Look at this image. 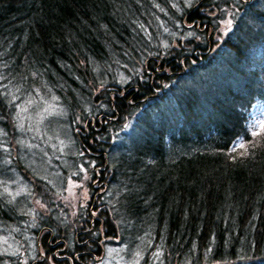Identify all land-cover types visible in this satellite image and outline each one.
<instances>
[{
  "label": "trees",
  "instance_id": "trees-1",
  "mask_svg": "<svg viewBox=\"0 0 264 264\" xmlns=\"http://www.w3.org/2000/svg\"><path fill=\"white\" fill-rule=\"evenodd\" d=\"M36 97L68 114L71 184L15 160V103ZM255 107L264 0H0V264H264ZM17 177L49 218L4 189Z\"/></svg>",
  "mask_w": 264,
  "mask_h": 264
},
{
  "label": "rangeland",
  "instance_id": "rangeland-1",
  "mask_svg": "<svg viewBox=\"0 0 264 264\" xmlns=\"http://www.w3.org/2000/svg\"><path fill=\"white\" fill-rule=\"evenodd\" d=\"M97 90L98 89H96L95 96L97 94ZM15 104H16L15 105L16 123L21 133V134L19 133L20 138L18 139V141L20 145L22 144L21 145L22 147L19 151L20 156L18 155V159H15L16 162L18 163V162L23 161L25 165H27L31 171H34L36 173H44L49 176L52 175V178H53L52 181L54 183H58L61 181H64L65 183V178L67 179V184H71L72 182H74L70 180L71 173L68 170V164L67 166H64V164L67 162L61 163L62 167H59V165L56 167L55 166L56 164L54 162V160L62 159V156L60 155V153L62 154L63 152H65L68 149V146H72L71 143H73L74 141L72 139L73 132L71 133V136H70L69 132L68 133L66 132L67 131L66 128L68 129V127L65 125L63 129V131H65L63 133L64 146L60 148L59 138L56 133L59 126L61 127L64 126V123L62 120L68 114H66V112L64 111H61L58 107L52 105L51 103L45 101V98H41V97H36L30 100V102H27L26 104L25 102L22 104L18 101ZM97 108H98L97 110L105 109L103 107H97ZM159 108L160 110L163 111L165 108L164 104H161ZM152 110L159 111V109H154V108H152ZM26 111L30 112L31 115L30 114L28 115ZM262 115L263 116L260 117L261 123L264 121V113H262ZM68 123H69V120H68ZM31 127H32V131H30ZM51 136L53 138H57V141H56L57 143H55L54 139H52ZM68 151L71 155H73V153L75 152L74 149L73 150L70 149ZM2 176L9 177V175L6 173H4ZM31 178L34 179L33 175H31L30 179ZM85 178L86 177H84V179ZM30 179L20 180L17 177V179H13L12 181L8 183L4 182L3 183L4 189L8 191L13 198H16L17 196H20V195H28L31 193V200L32 202H34L33 204L35 205V209L38 210V212L40 213L48 212L44 214L46 217L49 218L51 213L49 209H46L45 206L42 204V201L48 199L49 192L44 189L42 184H39L37 186L36 193L38 197L39 196L41 197V199L36 200L35 199V189H32V186L31 187L29 186V183L32 184V181ZM85 192H87V190L85 191L84 189V193ZM52 197L55 199V201H58L61 203L62 200H61L60 195H54ZM92 209H93V206H92ZM75 212L76 214L72 218L74 221L78 220V218L76 217H78L79 211H75ZM95 214L96 212H94V215ZM58 226L64 228V226H62L61 224H59ZM3 229H4V225L3 227L2 225H0V231H2ZM6 235L0 234V253L2 255H9L14 252L13 244H12L13 240L9 239ZM43 251L45 252L44 249ZM42 254L43 253L41 252V255ZM130 257L131 255L129 256V258L119 260L118 254L115 251H112L111 249H109L106 264H137V259L136 258L130 259Z\"/></svg>",
  "mask_w": 264,
  "mask_h": 264
},
{
  "label": "snow or ice",
  "instance_id": "snow-or-ice-1",
  "mask_svg": "<svg viewBox=\"0 0 264 264\" xmlns=\"http://www.w3.org/2000/svg\"><path fill=\"white\" fill-rule=\"evenodd\" d=\"M261 128L264 129V124L261 125Z\"/></svg>",
  "mask_w": 264,
  "mask_h": 264
}]
</instances>
